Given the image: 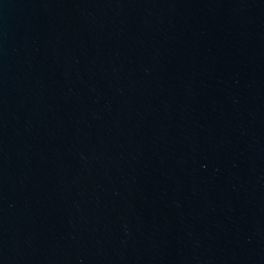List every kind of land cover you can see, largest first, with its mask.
Segmentation results:
<instances>
[{
  "label": "water",
  "instance_id": "water-1",
  "mask_svg": "<svg viewBox=\"0 0 264 264\" xmlns=\"http://www.w3.org/2000/svg\"><path fill=\"white\" fill-rule=\"evenodd\" d=\"M0 264H264V0H0Z\"/></svg>",
  "mask_w": 264,
  "mask_h": 264
}]
</instances>
